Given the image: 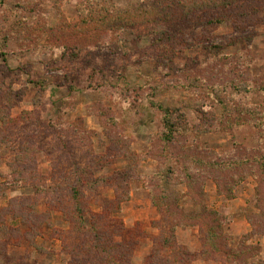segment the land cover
I'll use <instances>...</instances> for the list:
<instances>
[{
    "label": "rangeland",
    "instance_id": "374dc122",
    "mask_svg": "<svg viewBox=\"0 0 264 264\" xmlns=\"http://www.w3.org/2000/svg\"><path fill=\"white\" fill-rule=\"evenodd\" d=\"M82 2L0 0V112L20 120L0 145V264H70L62 237L69 248H94L86 264H148L173 224L184 225L176 244L189 264H264V236L247 221L264 214V135L240 121L245 108L264 113V12L239 20L243 9H233L224 24L189 21L166 38L146 25L87 32ZM140 2L108 0L118 12ZM161 108L179 114L169 150ZM213 153L247 165L210 177ZM240 177L229 198V182ZM73 187L87 223L103 216L95 233L79 236L64 218L73 214ZM19 208L50 216L34 241V230L13 219ZM205 208L226 219L218 258L203 255L209 236L197 216ZM229 250L241 261L227 260Z\"/></svg>",
    "mask_w": 264,
    "mask_h": 264
},
{
    "label": "trees",
    "instance_id": "16d2710c",
    "mask_svg": "<svg viewBox=\"0 0 264 264\" xmlns=\"http://www.w3.org/2000/svg\"><path fill=\"white\" fill-rule=\"evenodd\" d=\"M264 0H141L138 8L133 11L118 12L113 5L108 4V0H83L79 5V13L81 19V26L87 31H100V32H112L119 33L124 29L135 26V25H146V26H156L159 33L166 38H169L177 26L194 20H204L205 26L221 25L228 21L230 17L234 15L229 14L233 9H243L241 14H239V20L253 18L260 13L264 12ZM202 23V24H203ZM259 87V91L264 95V79ZM165 119H164V131L161 135V142L164 144L166 150L170 149V146L174 145L177 141L176 135L178 134L177 122L179 120V114L177 109H164ZM245 115L248 117L247 120L241 118L240 121L253 124L254 127L259 131L260 134L264 135V113L257 110H252L250 108H245ZM0 122L2 127L0 128V145H3V141L7 137V134L11 132L16 126L19 125V119H12L9 117L6 111L0 112ZM27 154V153H25ZM261 163L259 168L262 174H264V157L260 159ZM202 164V162H201ZM209 170L211 171V176H215L218 172L232 170L236 175H239V169L246 167L247 163L242 160H235L234 162L225 161L222 157L217 156L213 153V160L211 163L207 164ZM173 174V170H171ZM18 174V173H17ZM188 183L191 185H197L194 181V177L190 176L188 178ZM244 178L233 179L230 184V188L227 190L229 193V198L233 199L234 189L236 186L242 183ZM191 181V182H190ZM216 181V180H215ZM220 188V187H219ZM72 203L74 204L73 214H64V218L70 223L72 228L75 230V234L89 235L97 231L96 223L94 219H102L103 216L100 214H93V219L90 223H87L86 216L90 214L84 210L82 203L79 198L81 197V191L79 188L73 187L71 190ZM259 195L260 190H258ZM155 207L159 209L162 214L163 209L161 205L159 206L156 196H152ZM125 201V200H124ZM13 203H18L17 200L12 201ZM11 202V203H12ZM121 202L118 200V209ZM55 204L51 205V208L56 209ZM115 206V203L114 205ZM117 207V205H116ZM14 213H15V209ZM25 211L27 209H24ZM11 212V211H10ZM64 213V212H63ZM205 218L197 216V218H202L204 225L207 228L209 236V249L203 252L205 258H208L213 254H221V248L216 244L217 240L222 239L221 236V226L225 223L226 219L224 216L216 211L204 209ZM213 221L212 224L207 222L206 218ZM49 214H27L23 210L16 209V213L13 214V219H21L22 223L29 225V228L34 230V233L30 232L27 234L29 240L34 241L35 237H39L40 229L43 224L49 223ZM247 221L253 227V236H264V214H250L247 217ZM106 222H111L119 224L123 230V223L117 219L106 218ZM170 230V237H162V244L157 251H153L151 257L148 258V264L159 263L160 260L169 261L173 260L174 264H189L191 263V258H193L189 253L184 252L176 244V230L180 224H173ZM99 229V228H98ZM15 232L21 233L20 229L14 230ZM23 233V232H22ZM126 233L131 237H136L133 230H127ZM30 235V236H28ZM248 236H246L247 238ZM16 239V245H18L19 240ZM63 245V250L71 256L72 260L70 264H86L88 260L84 259V254L93 255L94 248H88L87 245L79 246L78 248H69L68 240L65 237L59 238ZM91 243V242H90ZM116 245V249L121 247V243H115L110 246ZM90 246V245H88ZM108 249H113L108 248ZM93 253V254H92ZM215 255V258L218 256ZM226 259L238 262L241 261L242 253H232V250L225 251L224 254ZM160 258H157V257ZM168 256V258H162ZM172 264V262H171ZM239 264V263H238Z\"/></svg>",
    "mask_w": 264,
    "mask_h": 264
}]
</instances>
